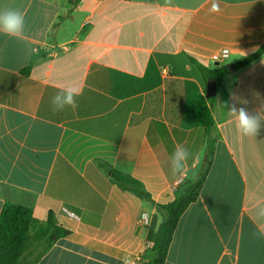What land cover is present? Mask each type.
<instances>
[{
	"label": "crops",
	"instance_id": "0c3cea01",
	"mask_svg": "<svg viewBox=\"0 0 264 264\" xmlns=\"http://www.w3.org/2000/svg\"><path fill=\"white\" fill-rule=\"evenodd\" d=\"M0 0L25 16L16 39L0 33V214L5 203L69 237L37 264H136L155 207L110 181L107 163L168 203L204 172L207 129L195 117L209 72L229 61L213 102L212 163L179 220L165 264H264V128L245 137L228 107L264 117V0ZM227 49L222 62L214 54ZM75 88L77 107L52 97ZM246 102V103H242ZM176 146L191 156L171 172ZM150 188V190L147 188ZM176 191H173V188ZM67 209L70 215L64 211Z\"/></svg>",
	"mask_w": 264,
	"mask_h": 264
},
{
	"label": "trees",
	"instance_id": "16d2710c",
	"mask_svg": "<svg viewBox=\"0 0 264 264\" xmlns=\"http://www.w3.org/2000/svg\"><path fill=\"white\" fill-rule=\"evenodd\" d=\"M263 54L264 48H261L236 63L234 67H244ZM228 73V66H223L209 72V78L219 83ZM213 102L214 97H200L195 113L197 122L205 127L208 133L203 175L208 171L214 155L215 139L211 135L215 124ZM99 164L109 174L113 184L123 191L135 194L156 209L148 226V246L141 261L136 264H165L179 220L189 205L198 198L204 176L188 187L182 195L168 203H159L137 177L122 173L107 163ZM71 234L72 232L61 224L54 211H49L46 220L40 221L34 218L30 208L7 202L0 214V264H37L58 240Z\"/></svg>",
	"mask_w": 264,
	"mask_h": 264
},
{
	"label": "clouds",
	"instance_id": "9594fccd",
	"mask_svg": "<svg viewBox=\"0 0 264 264\" xmlns=\"http://www.w3.org/2000/svg\"><path fill=\"white\" fill-rule=\"evenodd\" d=\"M170 2V0H169ZM212 13H219V0H212ZM25 32V16L24 14L14 8L0 10V33L12 38L20 39ZM80 93L75 88H65L59 90L51 100L54 111H62L66 107L75 109L77 107L76 96ZM246 103V102H242ZM228 107V115L234 117L238 131L245 137H256L260 134L261 128H264V117L260 114H250L245 107L237 108L235 104ZM190 152L183 146H176L171 154V172L173 176L182 177L187 168V163L190 159ZM257 218L264 221V207L257 210ZM264 236V232L260 233Z\"/></svg>",
	"mask_w": 264,
	"mask_h": 264
},
{
	"label": "built area",
	"instance_id": "2783aa9c",
	"mask_svg": "<svg viewBox=\"0 0 264 264\" xmlns=\"http://www.w3.org/2000/svg\"><path fill=\"white\" fill-rule=\"evenodd\" d=\"M229 56V51L227 49H223L222 51L216 53L213 55L212 59L215 62H222L224 59H226ZM177 189L174 187L173 191H176ZM65 212H67L70 215H74L73 213H70L67 209H64ZM140 221L143 225L149 226L151 224V217L147 213H143L140 217Z\"/></svg>",
	"mask_w": 264,
	"mask_h": 264
},
{
	"label": "water",
	"instance_id": "95a60500",
	"mask_svg": "<svg viewBox=\"0 0 264 264\" xmlns=\"http://www.w3.org/2000/svg\"><path fill=\"white\" fill-rule=\"evenodd\" d=\"M228 69L232 71L233 68L232 66L228 65ZM217 84L218 82L216 80H212L208 83L207 93H206V96L208 98L215 97L217 91Z\"/></svg>",
	"mask_w": 264,
	"mask_h": 264
},
{
	"label": "rangeland",
	"instance_id": "374dc122",
	"mask_svg": "<svg viewBox=\"0 0 264 264\" xmlns=\"http://www.w3.org/2000/svg\"><path fill=\"white\" fill-rule=\"evenodd\" d=\"M229 63V61H226V63H224V64H221V66L223 67V66H228L227 64ZM146 187V186H145ZM147 188L150 190V188L147 186ZM151 191V190H150ZM180 194H181V192H179V193H177V194H175L174 196L175 197H178V196H180ZM160 220H162V219H160Z\"/></svg>",
	"mask_w": 264,
	"mask_h": 264
}]
</instances>
